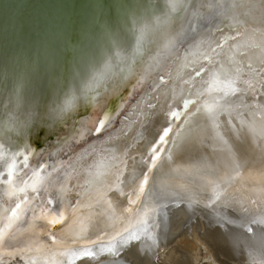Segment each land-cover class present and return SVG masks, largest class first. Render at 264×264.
<instances>
[{
  "label": "bare ground",
  "instance_id": "bare-ground-1",
  "mask_svg": "<svg viewBox=\"0 0 264 264\" xmlns=\"http://www.w3.org/2000/svg\"><path fill=\"white\" fill-rule=\"evenodd\" d=\"M263 68L264 0H0V264H136L107 246L144 226L158 264H221L210 217L264 225ZM237 248L232 264H264L255 241Z\"/></svg>",
  "mask_w": 264,
  "mask_h": 264
},
{
  "label": "water",
  "instance_id": "water-1",
  "mask_svg": "<svg viewBox=\"0 0 264 264\" xmlns=\"http://www.w3.org/2000/svg\"><path fill=\"white\" fill-rule=\"evenodd\" d=\"M2 3L5 5H8L11 0H1ZM18 2H27L33 5H40L44 6L45 4L53 3L57 0H36L35 2H30V0H14ZM61 4V3H59ZM57 5V4H55ZM54 5V7H55ZM28 7L17 5L14 8V11L17 15H22L21 12H24L26 14L32 13V11L38 9V7L34 9H29L27 11ZM215 29H218L219 31H223V26L217 27ZM215 33V32H213ZM221 42L219 43L217 47H221L226 43V40L221 39ZM5 43H7L5 41ZM180 48V45L178 46ZM9 51V47L4 50V53H7ZM264 69V68H263ZM261 69V70H263ZM260 70V69H259ZM204 71V68H200L199 70L195 71V78L202 75ZM260 72V71H259ZM155 79L162 83L163 78L160 75L155 76ZM144 102V98L142 100ZM194 102H190L188 105H186V109L184 111L186 112L189 110L190 106H192ZM180 111V109H178ZM184 113V112H183ZM176 116L170 117V121H174ZM167 128V127H166ZM44 168V163H41L36 169L35 172L38 173V171H42ZM158 203L160 200L157 201ZM161 204V203H159ZM155 211L154 216L150 220V223L153 224V233L154 237H156L160 242L163 244L166 242H169L174 239V237H170L172 234L169 233V219L168 216L170 215L169 212L166 213L165 208L163 205H159ZM194 216H190L185 223L181 226V233L187 232L188 228L192 223H195ZM231 221V220H230ZM228 219L225 218H209L208 219V227H210L211 232H209V240L211 241L212 245L214 244L215 247L212 246L213 251H215V257L221 264H232L234 261L233 259H237L240 255V251L238 250L237 246L238 243L242 241V239H245L249 241H255L256 246L259 249H263L264 247V225L259 226L258 224H250L248 226H241L239 221L232 220L230 222ZM205 225V224H204ZM148 230L146 227H140L135 232L131 233L128 238H126L124 241H119L116 243H112L108 245V248H114V247H127L131 250V256L136 260V264H158L157 261V249H154L152 241L148 240L147 235ZM146 234V235H145ZM205 234V233H204ZM134 239V242H132ZM203 240H205V235H203ZM147 240L149 241L147 243ZM166 240V241H164ZM168 240V241H167ZM102 243V241L94 242L92 244H88L91 246L98 245ZM132 244V247L129 245ZM89 246V247H91ZM157 246V245H155ZM157 248V247H156ZM104 249V248H103ZM93 250H96L97 252L102 250V248H90L87 251L92 252ZM95 251V252H96ZM217 251V252H216ZM95 252H92L90 256L94 255ZM183 261L182 264H193V261L188 259L185 256L182 257ZM6 264H12L10 262Z\"/></svg>",
  "mask_w": 264,
  "mask_h": 264
},
{
  "label": "snow or ice",
  "instance_id": "snow-or-ice-1",
  "mask_svg": "<svg viewBox=\"0 0 264 264\" xmlns=\"http://www.w3.org/2000/svg\"><path fill=\"white\" fill-rule=\"evenodd\" d=\"M210 82H211V75H209L208 80L205 81L204 84L205 85H208ZM237 82L247 83V82H244V81H239V77L238 76H237V79L236 80L229 81L227 87L230 88V90H231V92L233 94H235V93H237V92L240 91L238 88L232 86V85H234ZM206 90H207L206 88H202L201 91L197 93V95L200 96V97H202L205 94V91ZM172 115L173 116H178L179 113H172ZM101 123L103 124L104 121H102ZM169 131H171L170 128L166 129L163 132V135L160 136L157 145H154L153 148L151 149V157H152L151 164H152L153 167L155 166L156 161L159 158L158 157V154H157V147L159 146V144H162V143L165 142V137L168 136ZM26 160H27V157H25V161ZM15 169H16V161H15V157H13L11 163H9V165H8V172H7V176H8L7 184H8L9 190L11 192H24L25 189H27L30 186L29 185V182L28 181H25L24 184L22 186H20V187L14 186L13 185V175H14ZM31 180H32V183H31V189H32V191L33 192L38 191L37 185H40L43 182V178L40 177L38 174H34L32 176V178H31ZM147 182H148V175L146 173L144 175L143 181L141 182L140 191H143V187H144L145 184H147ZM20 208H21V205L20 204H17L16 205V208L13 210L11 216L9 217V228L11 227L12 223L18 219V210ZM4 231H8V229H5ZM0 239H2V233H0Z\"/></svg>",
  "mask_w": 264,
  "mask_h": 264
}]
</instances>
